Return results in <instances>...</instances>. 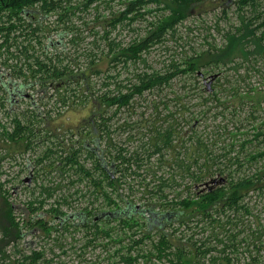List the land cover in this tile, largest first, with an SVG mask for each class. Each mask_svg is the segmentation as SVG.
<instances>
[{
  "label": "trees",
  "instance_id": "trees-1",
  "mask_svg": "<svg viewBox=\"0 0 264 264\" xmlns=\"http://www.w3.org/2000/svg\"><path fill=\"white\" fill-rule=\"evenodd\" d=\"M96 1L98 0H0V66L9 69L8 74L21 78L19 83L12 81L10 90L8 81L0 80V91L3 93H0V108L6 102L13 103L14 95L19 98L24 95V87L34 89L36 86L45 91L51 87L62 105L68 102H78L82 105L86 114L78 127L71 129L75 140L72 139L70 146L57 143L56 152L59 154L56 155L58 165L55 168L63 173L66 167H70L78 174V179L88 178L93 189L98 190V194L111 206L107 210L100 207H84L73 214H66L58 207H50L45 212L65 222V230L69 223H72L70 225L75 229L83 228L87 234L84 246L97 245L99 237L107 238L109 243L105 244L106 246L110 242L121 243L124 239L116 230L104 226L112 221H117L123 230H131L133 235L141 233L134 239L132 236L127 237L126 231H123V237L128 239L127 254L120 257L124 264L137 262L140 254L133 255L131 252L146 239L151 240V250L155 258L164 259L168 264H234L232 255L242 240L238 239L241 230H236L237 217L240 213H250L249 206L244 201L250 191L264 194V165L252 174L241 177H234L226 172L227 180L220 179L218 184L200 189L199 187L206 183L216 182L212 178L224 174L225 170L219 167L213 169V157H203V143L200 137L195 135V126L200 122L201 115L194 111L186 113L190 107L188 102L185 103L186 107L182 101L189 97L190 92L197 94L206 90L199 81L202 76L199 72L201 66L225 64L236 54L244 58L256 54L264 56V30L256 35L257 30L264 28V8L260 10L258 0H236L238 10L249 8L251 16L239 14V27L235 28L236 32L225 34L227 43L224 47L186 55L180 60H171L163 71L137 73L134 81L128 80L129 84H122L121 88L113 93L108 89L99 91L92 84L93 77L103 75L102 82L108 78L102 69L97 68L101 57L92 54V58L86 61L84 66H80L78 57L69 59L62 52L66 46L64 38L67 39L73 33V15ZM198 1L200 0H123L125 9L112 21L113 28L122 21L130 23L139 17L143 18L144 12H150L145 10L150 3L161 4L162 9H168L169 13L150 21L145 35L125 46L115 41L108 42L110 62H122L124 66L144 63L143 54L152 46L161 44L167 33L174 35L178 24L186 18L193 3ZM78 4L83 7L77 6ZM52 16H55L53 27L47 23L48 18ZM49 27L54 28L57 40L47 31ZM69 41H73L71 36ZM36 46L42 50L37 52ZM47 48L61 50L49 54ZM11 58L19 62L11 63ZM180 78L184 81L183 94L174 93V97L169 99V93L165 91L171 88L173 80ZM187 82L189 84L185 85ZM103 84L106 86V83ZM137 101H149L148 104L152 108L150 115L141 113L145 122H152L151 134L147 147L129 151L112 142L110 121L124 108L133 106ZM171 102H175L172 106L174 110H169ZM201 102L203 99L196 104ZM163 110H166V113ZM6 113H9V109ZM21 118L18 113H14L10 130L0 122V139L13 142L25 140L27 149L31 146L32 138L36 136L34 124L37 120L33 113L26 118L22 112ZM179 121L188 126L190 134L187 140L176 129ZM259 135H262L264 141V121L256 127L254 136L257 138ZM175 147V154H170ZM53 153L55 152L49 149L43 157L48 158ZM82 154L91 162V168H86L80 161ZM249 157L253 162L263 158L264 149L250 154ZM168 160H172L170 165L175 167L177 173L167 177L164 174L157 176L152 170L153 163L160 168ZM139 170L151 171V178H156V183L151 188L146 177L139 182L141 186L150 188L147 190L151 197L146 205H137L127 197L124 199L118 191L124 178L131 174L137 175ZM179 170L181 180H186L181 192L176 191L179 187L176 180ZM106 187L111 189L110 192H107ZM167 187L177 192L171 200L167 199L164 193ZM42 203L37 199L27 203L25 208L31 216L28 226L31 230L41 229L49 232L51 226L43 222L42 215L39 214ZM8 205L9 222L18 228V222L12 214L14 208L10 203ZM193 220L196 223L192 227L190 223ZM196 228L200 229V237H195L198 234ZM190 229L192 231L187 237L186 232ZM16 235L15 237L20 236L18 232ZM137 249L138 252L142 250ZM258 252L259 250L252 257L255 263L258 260ZM40 255L33 252L17 264H31L40 258Z\"/></svg>",
  "mask_w": 264,
  "mask_h": 264
},
{
  "label": "rangeland",
  "instance_id": "rangeland-1",
  "mask_svg": "<svg viewBox=\"0 0 264 264\" xmlns=\"http://www.w3.org/2000/svg\"><path fill=\"white\" fill-rule=\"evenodd\" d=\"M233 1L200 0L193 3L186 18L178 24L174 35L167 33L161 44L152 46L143 54L144 63L124 66L122 62L118 64L110 62L107 43L115 41L125 46L143 37L149 28V22L167 15L169 10L162 9L161 4L150 3L145 7V10L150 12H144L143 18L139 17L130 23L122 21L113 28L112 21L125 9L123 0H98L86 9L81 8L75 12L72 17L73 33L70 35L73 41L68 42L70 36L64 38L66 46L62 52L69 59L78 57L80 66H84L86 61L92 58V54L101 57L97 62V68L102 69L103 74L108 78L102 82L103 75L93 77L92 84L99 91L108 89L115 93L122 84H129L128 80L134 81L137 73L163 71L171 60H180L186 55L224 47L227 43L225 34L234 33L235 28L239 27V14L245 17L251 16L249 8L244 7L239 11L236 0ZM258 3L262 10L264 0H258ZM77 6L83 7L80 4ZM54 19L55 16H52L47 20L51 27L55 25ZM263 30V27L257 30L256 35ZM47 31L54 40L58 39L54 28L49 27ZM46 41L45 39L44 42ZM36 48L37 52L42 50L38 46ZM56 50L46 49L49 54H55L61 49ZM16 61L19 62L14 58L10 60L11 63ZM8 72L9 69L0 66V80L8 81L10 90L12 81L19 83L21 78L14 77ZM199 72L202 74L199 81L206 90L197 94L190 92L189 97L182 102L184 104L188 102L190 107L189 110L186 108V113L194 111L201 115L200 122L195 126V135L200 137L203 143V157H213V169L219 167L225 170L224 174L212 178L216 182L211 181L199 187L203 189L218 184L220 179L227 180L226 172L234 177H241L252 174L264 165V157L255 162L249 157L250 154L264 149L262 135L257 138L254 136L256 127L264 121V56L256 54L244 58L236 54L225 64L203 65ZM103 83H106V86ZM183 83L181 78L173 80L171 88L165 91L169 93V99L174 97V93L183 94L185 90L182 88ZM188 84L187 82L185 85ZM0 93L3 95L1 91ZM22 93L24 95L22 94L20 98L14 95L13 103L6 102L0 108V122L9 130L12 128L11 119L14 113H18L20 118L22 112L25 113L26 118L33 113L37 120L34 124L36 136L32 138L29 148H25V140L13 142L0 139V191H2L0 193V264H17L33 252L41 255L31 264H124L120 257L127 254L128 239L123 237V231H126L127 237L132 236L134 239H137L141 233L133 235L131 230H123L117 221H112L104 226L115 229L124 239L121 243L110 242L106 246L105 244L109 243L107 238L99 237L97 245L84 246L87 234L83 228L75 229L70 225L72 223H69L65 230V222L45 212L50 207H58L66 214H73L84 207H100L103 210L111 208L98 194V190L93 189L88 178L78 179V174L70 167H66L63 173L55 168L58 165L56 155L59 154L56 152L57 143L70 146L72 139L75 140L71 131L78 127L86 114V109L78 102L62 105L51 87L46 91L37 86L34 89L24 87ZM202 99L201 104H196ZM148 102L137 101L133 106L124 108L110 121L112 142L117 146L125 147L129 151L147 147L152 122H145L141 118V113L151 114L152 108ZM174 103H170L169 110H174L172 107ZM185 106L187 107V104ZM7 109H9L8 114ZM163 111L166 113V110ZM176 129L186 140L188 139L190 133L186 123L179 121ZM187 143L185 146L188 145ZM49 149L55 153L48 158L43 157ZM176 151L177 148L169 153L174 155ZM40 158L42 160L38 162ZM84 158L82 154L80 161L86 168H91V162ZM210 163L209 161L208 164ZM170 164L172 160L157 168L158 165L153 163L152 170L157 176L164 174L167 177L169 174L177 173L175 167ZM138 174L124 178L118 191L122 193L124 199L130 198L137 205H146L151 197L147 189L156 183V178H151V171L139 170ZM176 176L179 183L176 191L181 192L186 180H181L180 170ZM143 177L149 181L150 188L140 185L139 182ZM106 190L110 192L111 189L106 187ZM176 191L167 187L164 193L167 199L171 200L176 195ZM35 199L43 202L39 214L42 215V221L51 226L49 232L41 229L31 230L28 226L31 216L25 207L29 201ZM6 201L14 208L12 214L18 222V228L9 222L7 212L10 207ZM244 201L248 204L250 213H240L237 217L236 230H241L238 239L242 240L237 242L238 249L232 255L233 263L264 264V194L261 195L255 190L250 191ZM195 223L196 221L193 220L190 225L193 227ZM191 231V229L187 230V237ZM196 231L198 234L195 237H200V229L196 228ZM17 232L19 237H15L18 235ZM153 238L155 239L154 235ZM137 248L142 250L138 252ZM137 248L131 254L139 253L140 257L133 264H168L164 259L155 258L150 239L138 244ZM258 250V260L255 263L252 257Z\"/></svg>",
  "mask_w": 264,
  "mask_h": 264
},
{
  "label": "flooded vegetation",
  "instance_id": "flooded-vegetation-1",
  "mask_svg": "<svg viewBox=\"0 0 264 264\" xmlns=\"http://www.w3.org/2000/svg\"><path fill=\"white\" fill-rule=\"evenodd\" d=\"M234 1H235V0H234ZM234 1H233V2H234ZM11 102H12V100H11Z\"/></svg>",
  "mask_w": 264,
  "mask_h": 264
},
{
  "label": "built area",
  "instance_id": "built-area-1",
  "mask_svg": "<svg viewBox=\"0 0 264 264\" xmlns=\"http://www.w3.org/2000/svg\"><path fill=\"white\" fill-rule=\"evenodd\" d=\"M22 228V227H21ZM21 228H20V230H21Z\"/></svg>",
  "mask_w": 264,
  "mask_h": 264
},
{
  "label": "water",
  "instance_id": "water-1",
  "mask_svg": "<svg viewBox=\"0 0 264 264\" xmlns=\"http://www.w3.org/2000/svg\"><path fill=\"white\" fill-rule=\"evenodd\" d=\"M26 180H29V179H26Z\"/></svg>",
  "mask_w": 264,
  "mask_h": 264
}]
</instances>
